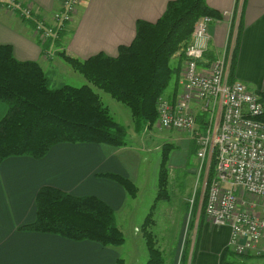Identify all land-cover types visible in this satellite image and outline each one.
<instances>
[{"label":"crops","instance_id":"crops-1","mask_svg":"<svg viewBox=\"0 0 264 264\" xmlns=\"http://www.w3.org/2000/svg\"><path fill=\"white\" fill-rule=\"evenodd\" d=\"M14 1L31 5L34 14L48 22L52 21V15L60 4V0ZM169 1L171 0H82L56 45H41L30 22L0 5V45H11L13 54L19 61L37 62L48 74L49 84L57 80L60 69L65 80H74L82 85L87 83L86 80L81 74H75L78 72L71 66L63 64L67 61L59 58L60 51L80 60L99 52L114 56L120 45H128L133 40L136 21L155 22L165 11ZM206 2L222 16L225 11L233 13L231 30L237 44L233 79L244 83L251 91L264 93V0ZM228 24L229 16L210 24L208 50L212 51L211 56H217L225 50ZM208 62L204 57V65L200 67H207ZM172 63L179 72L164 92L171 103L179 100L185 91L184 62L181 65L180 59L173 58ZM180 66L182 68L179 70ZM59 82L53 83V86L67 84ZM108 102V108L113 107L118 115L121 114L124 122L128 123L126 127L135 132L131 127L130 114H126L125 109L118 106V102ZM6 111V104L0 102V120ZM187 135L183 134L178 138L179 144L184 148V156L177 161L179 166L185 163L189 143L196 145ZM137 139L133 140L129 149L99 146L95 143L61 142L37 160L23 155L0 162V264H114L121 257L119 246L102 247L89 240H69L55 234L22 228L21 226L35 220V196L38 189L46 185L77 196L94 195L106 202L114 210L116 223L124 233L123 245L128 238L137 242L133 243V250L123 253V264H128V258L134 260L132 264H144L147 251L139 227L151 204H155L154 218L157 219L158 209L172 203L175 190L178 202H182L188 212L190 207L186 206L184 195L189 189H168L169 199H156L157 178L141 172V163L146 160L145 157L141 159L142 141ZM124 151L129 155L124 156ZM131 168L134 169V174ZM106 171L130 178L137 187L136 195L130 196L120 184L100 175ZM139 177L142 181L146 180L145 189L140 188ZM192 210L195 229L196 226L201 228L200 237H196L192 243L188 256V259H193L192 264H244L249 261L264 264V240H260L253 249L236 253L228 244L229 226L212 224L205 212L201 213V204L194 203ZM186 216L187 214L185 219ZM167 219L173 225L174 212L168 213ZM179 253L178 249L174 251L163 264H179Z\"/></svg>","mask_w":264,"mask_h":264},{"label":"trees","instance_id":"trees-1","mask_svg":"<svg viewBox=\"0 0 264 264\" xmlns=\"http://www.w3.org/2000/svg\"><path fill=\"white\" fill-rule=\"evenodd\" d=\"M204 15L215 20L221 17L206 0H171L155 22L136 21L133 40L127 46L120 45L115 57L99 52L80 60L65 56L60 51V56L89 83L80 87L68 84L50 87L45 72L37 62L19 61L11 45H0V102L8 107L0 120V162L23 155L39 158L58 142L123 145L126 142L125 127L115 122L102 106L94 88L103 90L128 106L132 119L139 125L136 130L152 127L157 119V98L164 94L178 72L172 59H185L180 50L188 45L195 21ZM236 49L235 40L230 79H233ZM177 52L182 57H177ZM211 53V50H207L204 54L209 60L207 66L216 58ZM140 60L146 63L145 71L137 68ZM133 72L135 74L126 75ZM124 77L139 81L135 87H131L124 82ZM260 98L264 103V93ZM203 117L198 116L200 125L204 123ZM261 119L264 121V113ZM171 150L170 146L164 144L157 182L158 200L168 199L165 164ZM193 150L196 153L197 146L194 144ZM213 169L214 161L210 164V174ZM111 174L112 179L122 185L130 196L136 195V187L127 177ZM35 205V220L22 228L69 240H89L103 246H120L125 241L115 225L114 210L95 196H76L56 187L42 186L36 193ZM154 207L155 204H151L141 224L148 249L144 264L164 262L163 253L148 230L153 223ZM190 260L192 264L193 259ZM115 264H123V260L117 259Z\"/></svg>","mask_w":264,"mask_h":264},{"label":"built area","instance_id":"built-area-1","mask_svg":"<svg viewBox=\"0 0 264 264\" xmlns=\"http://www.w3.org/2000/svg\"><path fill=\"white\" fill-rule=\"evenodd\" d=\"M81 1L60 0L51 22L36 16L29 4L5 0L0 5L30 22L41 45H54ZM225 15L229 16V30L223 53L209 66L200 67L210 45L209 27L215 19L199 17L188 45L183 47L185 91L173 103L159 96L156 109L160 128L189 133L201 167L207 159L205 215L214 225L229 226L228 244L240 254L264 240V103L244 83L230 79L235 35L231 30L233 13ZM200 114L204 115L202 125L197 121Z\"/></svg>","mask_w":264,"mask_h":264},{"label":"rangeland","instance_id":"rangeland-1","mask_svg":"<svg viewBox=\"0 0 264 264\" xmlns=\"http://www.w3.org/2000/svg\"><path fill=\"white\" fill-rule=\"evenodd\" d=\"M225 12H228V11H225ZM225 12H223V16L220 14L221 15L220 19L221 18L223 19L224 16H226ZM204 16H206V15H204ZM200 17H202V16H200ZM180 51L183 52V48ZM117 53H118V50H117ZM117 53L112 57L117 56ZM176 54H177V57L181 56L178 54V52ZM58 55H61V54H58ZM65 56H69V55L66 54ZM59 58L62 59V57H59ZM181 61H182V63H181V65H182L184 60H181ZM63 64L70 66V64L68 62L63 63ZM145 66H146L145 62H141V60L139 62H137V68H139V70L144 69V71H145ZM181 68L182 67L180 66L179 70ZM55 72H57V70H55ZM71 72H74V71H71ZM75 74L78 75L79 73H75ZM133 74H135V73L133 72L132 74H126V75H133ZM46 76H48V74H46ZM78 76H80V75H78ZM124 79H125L124 82L131 87H135L137 85V82L139 81L137 78H132L130 80H127L124 77ZM59 81H62L64 83H67L69 85L76 86V87L81 86V84L75 82L74 80H65V75L61 74L60 69L58 70L57 80L50 82L49 86L50 87L52 86V88L59 87V86H53V83L59 84L60 83ZM48 82H49V80H48ZM86 82H87V80H86ZM85 84H89V83L87 82ZM94 89L100 96L102 106L108 110V113H110V115L112 116V118L114 119L115 122H117L120 125L125 124L123 126L126 129V131H125V141L126 142L121 146L109 145V144H106L103 142H100V143L95 142V144H97L99 146H109L111 148L129 149L130 145H133V140L138 138L137 140L142 141V142H140L141 143V146H140L141 147V153H140L141 159L143 157H145V160H146L145 163H141V166H140L141 172H144V174L146 172L148 174V176H151L153 178L155 176L157 178L156 182H158V178L160 176V170H161L160 161H161V157H162V151H163L164 144L170 146V150L172 149L170 151L168 161L165 164V169H166V174H167L166 178H167V182H168V185L166 187L167 188L166 192L168 189H179V190L189 189V191L184 195L185 196L184 201L187 204L186 206H189L190 209L188 208L189 211L187 212L185 205H183L182 202H178V200L176 198L177 192L174 190V194L172 196V198H173L172 203L171 204L167 203L166 205H162V207H160L158 209L157 219L154 218V214H153V223L150 227H148V230L153 234L154 239L157 242V246L159 247V249L162 251V253L164 255V260L165 259L169 260L170 257L173 255L174 251H177V249H178V251L180 252L179 253V258H180L179 264H189L190 263L189 260L191 258L188 259V256H189L191 248H192V243L195 241L196 236L199 238L200 234H201L200 233L201 232L200 227L197 228V226H196V229H195L196 222H193V210L192 209H193L194 203L201 204V207L204 208L205 197H204V193H203V188H204L203 180H204V174L206 171L207 159H206L204 166L201 167V162L196 157V153L193 150V145L189 143V145H190L189 150L185 153V156H186L185 163L182 164L181 166H179L177 161H178L179 157L184 156V154L182 153L184 148L179 144L178 138L183 136V134L184 135L188 134L187 136L190 137L189 133L179 132L177 130L160 128L159 124H158V114H157V119H156V121L152 127L146 126V127H144V129H142L140 131L136 130L137 128H139V125L137 126L135 121L132 119L131 127H132V130L135 131V132H133L130 129H128V127H126V125L128 123L124 122V117L121 114L118 115L117 112L113 109V107L108 108V106H107L109 104L108 100H113V101H116V100L113 99L109 94H107L103 90H100L98 88H94ZM256 93L259 94L260 96L263 94L262 91H256ZM160 96L169 100L164 94H162ZM158 98H157V100H158ZM116 102H118L117 103L118 106H122L125 109L126 114H130L129 115V117H130L131 111H130L129 107L126 106L125 104L119 102V101H116ZM197 118H198V116H197ZM138 136H141V137H138ZM81 142L82 143H91V142H86V141H81ZM58 143H61V142H58ZM183 143H186V142H183ZM54 145H52L51 148ZM123 154H124V156L129 155V153L127 151H124ZM44 155H42V156H44ZM35 159L37 160V158H35ZM133 166H134V164L132 165V167ZM131 172H132V174H134L133 168H131ZM114 174H117V173H114ZM100 175H104L108 179L113 180L112 177L110 176V175H112L110 172H107V171L102 172V173H100ZM118 175H120V174H118ZM122 176H124V175H122ZM128 179L134 184V182L130 178H128ZM115 182H117V181H115ZM145 183H146V180L142 181L141 178L139 177V186L141 189H145ZM46 186H48V185H46ZM134 186L136 187L135 184H134ZM51 187H53V186H51ZM136 190H137V187H136ZM167 194H168V199H169V197H170L169 193H167ZM83 196H94V195H83ZM95 197H97V196H95ZM189 197H190V199H188ZM98 199H100V198H98ZM171 205H173V206H171ZM171 212H174V214H175V219L173 220V225H170L169 224L170 220L167 219V214L171 213ZM185 214H187L186 219H185ZM118 219L121 222L120 215L118 216ZM144 220L142 223H144ZM156 222H157V225L155 226L154 224ZM115 225L122 232V234L124 236V233L118 227L116 220H115ZM139 230H140L142 237L144 239L145 248H146V251L148 253L146 241H145V238L143 236L142 226L139 227ZM181 236H183V237L180 238ZM124 238H125V236H124ZM180 241H182V242L180 243ZM134 242H136V241H134L131 238H128L127 243L125 245H123L124 244V242H123V244L119 246L120 253H122V255H123V253L125 254L129 250H133L132 248H133ZM196 243H197V240H196ZM101 246L106 247L103 245H101ZM147 253H145L146 254L145 259L148 258ZM122 255L119 259H122ZM136 256H137V252H136ZM133 261H131L128 258V264H132ZM244 264H254V261L244 262Z\"/></svg>","mask_w":264,"mask_h":264}]
</instances>
